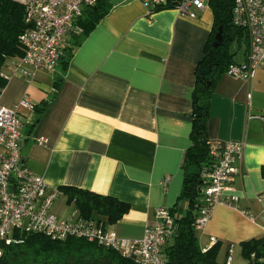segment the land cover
Segmentation results:
<instances>
[{
  "label": "crops",
  "instance_id": "0c3cea01",
  "mask_svg": "<svg viewBox=\"0 0 264 264\" xmlns=\"http://www.w3.org/2000/svg\"><path fill=\"white\" fill-rule=\"evenodd\" d=\"M112 3L54 73L37 72L31 80L11 73L0 104L18 111L20 154L32 172L49 187L74 186L128 203L129 210L107 226L119 237L138 239L154 222L155 206H186L178 196L190 144L195 68L213 16L209 6L191 19L175 8L150 12L141 0ZM230 50L233 62L244 61L246 44ZM55 83L54 96L38 110ZM21 100L30 107L18 106ZM247 111L264 115V65L248 80L222 73L210 97L211 145L243 144L227 192L236 205H215L195 228L201 249L213 244L211 238L220 244V264L229 253L231 264H243L239 242L264 237V124L247 118ZM73 210L62 192L51 205L58 218Z\"/></svg>",
  "mask_w": 264,
  "mask_h": 264
},
{
  "label": "built area",
  "instance_id": "2783aa9c",
  "mask_svg": "<svg viewBox=\"0 0 264 264\" xmlns=\"http://www.w3.org/2000/svg\"><path fill=\"white\" fill-rule=\"evenodd\" d=\"M97 0H19L27 24L19 40L22 55L9 61L1 77L11 73L26 80L35 73L52 74L62 54L64 37L75 25L86 7ZM150 10L166 4L167 0H141ZM208 6V0H178L175 10L188 18H196V11ZM231 23L246 30L248 36L245 59L232 62L224 73L243 80L250 79L264 65V0H231ZM8 70H11L10 72ZM18 106L30 107L21 100ZM247 118H257L264 124V115L247 111ZM20 117L16 108L0 104V243L7 245L15 231L41 233L52 239L69 236L85 238L111 248L137 264H164V247L175 234V224L169 208L155 206L154 222L143 229L138 239L119 237L102 218H83L76 210L66 218H58L51 211L53 201L60 195L57 187H49L43 178L32 172L20 154ZM40 138L38 143H43ZM243 144L223 142L212 146L214 161L203 173V203L194 221L201 228L217 204L235 206L236 198L227 194L229 183L237 171ZM168 177L163 179L166 183ZM211 241H215L211 238ZM2 249L0 248V256ZM231 263L227 254L225 264Z\"/></svg>",
  "mask_w": 264,
  "mask_h": 264
},
{
  "label": "trees",
  "instance_id": "16d2710c",
  "mask_svg": "<svg viewBox=\"0 0 264 264\" xmlns=\"http://www.w3.org/2000/svg\"><path fill=\"white\" fill-rule=\"evenodd\" d=\"M177 2L178 0H167L166 4L150 8L149 11L174 8ZM112 5V0H97L83 10L75 21L74 28L64 37L58 65L67 63L79 37L87 34L109 12ZM208 6L213 22L203 56L195 68L190 144L183 158V182L178 196L179 201L185 202L186 206L181 208L175 205L169 209L174 219L175 234L164 247V264H220L217 261L220 244L215 240L210 247L201 249L194 227L195 218L203 203V173L214 161V156L210 154L212 145L207 135L206 123L214 85L233 62L234 51L230 50V46L241 43L247 46L248 36L244 28L231 23V0H208ZM219 26L221 42L213 46ZM26 27L24 10L19 0H0V91L7 82V79L1 77V73L6 71L9 61L22 55L19 36ZM58 88L59 85L55 83L54 92L37 104L38 110L47 106ZM221 144L218 143L215 147ZM260 172L264 177V164L261 165ZM59 190L80 216H96L104 219L107 225L115 223L129 210L128 203L109 195L96 194L74 186H61ZM239 246L240 254L245 260L243 264H264V237L241 241ZM0 248V264H137L114 249L74 236L58 240L41 233L15 231L13 240L7 245L0 243ZM222 264H225V260Z\"/></svg>",
  "mask_w": 264,
  "mask_h": 264
},
{
  "label": "water",
  "instance_id": "95a60500",
  "mask_svg": "<svg viewBox=\"0 0 264 264\" xmlns=\"http://www.w3.org/2000/svg\"><path fill=\"white\" fill-rule=\"evenodd\" d=\"M214 41L212 42V45L213 46H217L220 44L221 42V26L218 27L217 29V32L215 33V36H214Z\"/></svg>",
  "mask_w": 264,
  "mask_h": 264
},
{
  "label": "rangeland",
  "instance_id": "374dc122",
  "mask_svg": "<svg viewBox=\"0 0 264 264\" xmlns=\"http://www.w3.org/2000/svg\"><path fill=\"white\" fill-rule=\"evenodd\" d=\"M63 207H64V208H70V209H71V207H70L69 205H66V204H64ZM64 208H63V209H64Z\"/></svg>",
  "mask_w": 264,
  "mask_h": 264
}]
</instances>
